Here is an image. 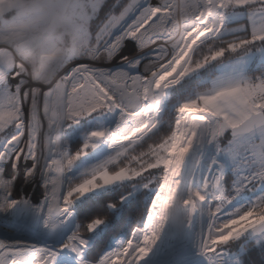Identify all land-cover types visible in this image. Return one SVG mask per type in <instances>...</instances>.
<instances>
[{
  "label": "snow or ice",
  "instance_id": "6c2138e0",
  "mask_svg": "<svg viewBox=\"0 0 264 264\" xmlns=\"http://www.w3.org/2000/svg\"><path fill=\"white\" fill-rule=\"evenodd\" d=\"M0 216V264L264 253V0H0Z\"/></svg>",
  "mask_w": 264,
  "mask_h": 264
},
{
  "label": "trees",
  "instance_id": "16d2710c",
  "mask_svg": "<svg viewBox=\"0 0 264 264\" xmlns=\"http://www.w3.org/2000/svg\"><path fill=\"white\" fill-rule=\"evenodd\" d=\"M170 117L168 115L164 116L165 120H168ZM163 135V133H161ZM158 139L157 138H154ZM148 143H153V141H149ZM145 145V149H146ZM230 179V178H229ZM109 202H115L114 200H110ZM143 209L136 213V219L139 220V217L142 213ZM95 216H99L105 219L109 223V228L107 229L106 234L104 235L102 240L98 241L97 251L104 249L109 243H111L114 237H118L128 226V218L131 215L130 212H126L123 219H117L113 216L110 210H107L101 204L100 208L94 213ZM82 222V221H81ZM135 226L134 224L132 225ZM234 250V249H233ZM264 257V253H261L259 250L251 252L249 255L245 257L248 264H261V259Z\"/></svg>",
  "mask_w": 264,
  "mask_h": 264
},
{
  "label": "rangeland",
  "instance_id": "374dc122",
  "mask_svg": "<svg viewBox=\"0 0 264 264\" xmlns=\"http://www.w3.org/2000/svg\"><path fill=\"white\" fill-rule=\"evenodd\" d=\"M153 2L155 3L156 0H153ZM236 25H233V27H235ZM131 48V46H130ZM241 55L243 53H240ZM233 57H229V59H232ZM115 63V62H113ZM250 75H252L253 73H249ZM255 75H257V73H255ZM73 149L76 147L75 145H72ZM43 194H44V189L43 187L39 186V185H33L32 187L28 188V191H27V195L29 197H31L33 200H36V199H42L43 197ZM250 196L254 195L253 193H249ZM6 221L4 220V218L2 216H0V223H5ZM8 223H11V218H9V220L7 221ZM111 243H115V239L111 242ZM235 251V249L233 250Z\"/></svg>",
  "mask_w": 264,
  "mask_h": 264
},
{
  "label": "built area",
  "instance_id": "2783aa9c",
  "mask_svg": "<svg viewBox=\"0 0 264 264\" xmlns=\"http://www.w3.org/2000/svg\"><path fill=\"white\" fill-rule=\"evenodd\" d=\"M257 75H259V73H257Z\"/></svg>",
  "mask_w": 264,
  "mask_h": 264
}]
</instances>
